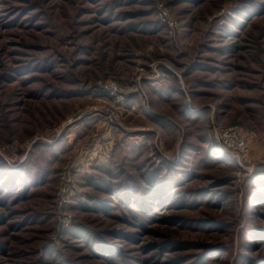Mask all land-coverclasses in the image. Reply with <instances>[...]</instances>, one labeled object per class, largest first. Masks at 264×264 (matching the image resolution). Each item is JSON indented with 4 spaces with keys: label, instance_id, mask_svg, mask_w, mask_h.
Segmentation results:
<instances>
[{
    "label": "rangeland",
    "instance_id": "374dc122",
    "mask_svg": "<svg viewBox=\"0 0 264 264\" xmlns=\"http://www.w3.org/2000/svg\"><path fill=\"white\" fill-rule=\"evenodd\" d=\"M0 264H264V0H0Z\"/></svg>",
    "mask_w": 264,
    "mask_h": 264
},
{
    "label": "built area",
    "instance_id": "2783aa9c",
    "mask_svg": "<svg viewBox=\"0 0 264 264\" xmlns=\"http://www.w3.org/2000/svg\"><path fill=\"white\" fill-rule=\"evenodd\" d=\"M214 135L223 153L234 157L239 164H250L252 161L251 148L247 135H256L248 131L241 124L219 126L215 128Z\"/></svg>",
    "mask_w": 264,
    "mask_h": 264
},
{
    "label": "trees",
    "instance_id": "16d2710c",
    "mask_svg": "<svg viewBox=\"0 0 264 264\" xmlns=\"http://www.w3.org/2000/svg\"><path fill=\"white\" fill-rule=\"evenodd\" d=\"M163 187H164V185H162V186L160 187V189L158 188V189H159V191H163ZM143 195H144V193H143ZM144 196H145V195H144ZM141 201H142V200H141ZM99 252H100V253H102V254H104V253H103V252H104V250H100Z\"/></svg>",
    "mask_w": 264,
    "mask_h": 264
}]
</instances>
